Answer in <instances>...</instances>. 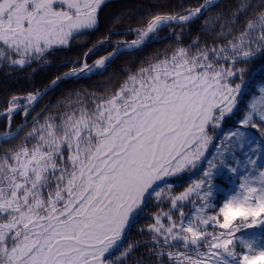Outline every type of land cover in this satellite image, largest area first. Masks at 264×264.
I'll return each instance as SVG.
<instances>
[{
	"label": "snow or ice",
	"instance_id": "6c2138e0",
	"mask_svg": "<svg viewBox=\"0 0 264 264\" xmlns=\"http://www.w3.org/2000/svg\"><path fill=\"white\" fill-rule=\"evenodd\" d=\"M105 3L0 0V66L48 64L97 30ZM219 7L146 13L136 39L92 66L69 64L63 78L106 70L119 52ZM205 25L212 43L173 33L174 49L114 90L70 92L23 138L27 119L13 129V115L27 118L48 90L12 97L0 112V264H128L130 229L153 202L138 230L149 235L147 260L136 264H264V0H231ZM257 57L245 81L241 65Z\"/></svg>",
	"mask_w": 264,
	"mask_h": 264
},
{
	"label": "trees",
	"instance_id": "16d2710c",
	"mask_svg": "<svg viewBox=\"0 0 264 264\" xmlns=\"http://www.w3.org/2000/svg\"><path fill=\"white\" fill-rule=\"evenodd\" d=\"M202 3V0H106L98 12L99 24L97 30L86 35L83 39L77 40L70 48L57 51L49 57L48 64H33L31 67L24 69L9 68L0 66V112H3L9 104L12 97L23 99L28 93L39 92L45 86L50 84L55 78L61 74L71 70L69 64L81 66L86 58L87 64H90L102 54L115 50L113 45L123 44L136 39L131 29L144 28L147 25L150 16L146 13H175L184 14L185 10H193ZM219 8H211L208 13H204L197 21L186 25L183 29L165 28L158 33V40L150 39V43L140 51L132 54L120 55L117 58L107 62L106 70L101 69L90 78L79 80H70L60 83L55 89L45 95V97L37 105L32 117L43 111L38 117L58 111L57 105L70 92H100L103 88L111 87L113 90L118 87L125 79L129 71L135 72L143 64L151 62V57L162 54L163 50L171 51L177 45L172 37L173 33H182L180 40L184 45L192 43L197 37L201 41L212 43V37L203 31L205 21L210 16L215 15L219 11L226 10L231 0H219ZM179 5H183L180 8ZM119 33V35H116ZM107 38V40L105 39ZM167 38V39H164ZM262 63V59L257 57L252 63L241 65L244 68L245 81L249 78V73ZM102 73V74H101ZM240 101V98H239ZM238 101V108H243V103ZM51 105V107H49ZM19 111L16 112L11 121L14 129L16 123L21 117ZM236 116L231 119H225L222 127L231 128L235 125ZM7 125V121L0 117V133H2ZM31 122L28 127L24 128L21 138L30 131ZM186 177L177 180V188L175 191H183L186 187ZM217 183V181H214ZM180 185H183L181 187ZM166 207V205H165ZM157 211L156 204L153 202L146 209L144 215L139 222L130 229V235L126 242L127 245L133 246V252L126 258L128 264H136V261L147 260V248L145 242L149 240L147 231L141 233V228L152 222V217ZM154 264V262H148Z\"/></svg>",
	"mask_w": 264,
	"mask_h": 264
},
{
	"label": "water",
	"instance_id": "95a60500",
	"mask_svg": "<svg viewBox=\"0 0 264 264\" xmlns=\"http://www.w3.org/2000/svg\"><path fill=\"white\" fill-rule=\"evenodd\" d=\"M218 1H219V0H218ZM203 3H205V0L202 1V4H203ZM203 14H204V13H203V10H202V14H201V16H202ZM201 16H200V17H201ZM200 17H199V18H200ZM199 18L194 19L193 22L197 21ZM193 22H190V23H193ZM190 23H188V24H190ZM150 38H151V37L148 38L147 42H146L141 48H139V49H135V50H128V51H122V52H119V53L116 54L115 56H112L111 59L117 58V57L120 56V55L132 54V53H135V52H137V51H140V50L143 49L148 43H150ZM114 52H117V49L112 50V51H108V52L102 54L101 56H99L97 59H95L93 62H91V63L88 64V65H89V66H92V65H94V63H95L97 60H99V59H103V58H105V57H108V56H110V54H112V53H114ZM84 61H86V58L83 60V62H84ZM107 62H108V61H106V64H107ZM81 66H82V65H81ZM100 70H101V69H100ZM70 71H71V70H69V71H67V72H65V73H68V72H70ZM98 71H99V70H98ZM98 71H97V72H98ZM97 72H96V73H97ZM65 73H63V74H61L60 76H58V77H61V79L57 80V78H55V79L53 80V81H56L55 85L53 84V81H52L50 84H48L47 86H45V87H44L43 89H41L39 92L43 93V92H45V90L47 89L48 91H47L46 94H48L49 92H51L53 89H55V88H56L60 83H62V82H66V81H70V80H79V79H83V78H79V79H77V78L64 79V78H63V75H64ZM93 75H95V74H92V75H90V76H88V77H85V78H90V77H92ZM46 94H45V95H46ZM45 95H43L42 98L38 99V101L35 103L34 110H31V111L29 112V115L27 116V118H25L24 115L21 114V118H20L19 121L17 122L15 128H17L18 126L24 124V123H25V119H27V122L30 123L34 118H37V117H38V115L43 111V109H42L40 112L36 113V114L32 117V119L28 120L29 116L35 111L37 105H38L39 102L45 97Z\"/></svg>",
	"mask_w": 264,
	"mask_h": 264
},
{
	"label": "rangeland",
	"instance_id": "374dc122",
	"mask_svg": "<svg viewBox=\"0 0 264 264\" xmlns=\"http://www.w3.org/2000/svg\"><path fill=\"white\" fill-rule=\"evenodd\" d=\"M238 101H239V97H238Z\"/></svg>",
	"mask_w": 264,
	"mask_h": 264
}]
</instances>
